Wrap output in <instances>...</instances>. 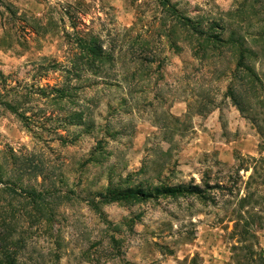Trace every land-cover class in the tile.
<instances>
[{
    "label": "rangeland",
    "instance_id": "1",
    "mask_svg": "<svg viewBox=\"0 0 264 264\" xmlns=\"http://www.w3.org/2000/svg\"><path fill=\"white\" fill-rule=\"evenodd\" d=\"M4 230L22 264H264V0H0Z\"/></svg>",
    "mask_w": 264,
    "mask_h": 264
},
{
    "label": "trees",
    "instance_id": "2",
    "mask_svg": "<svg viewBox=\"0 0 264 264\" xmlns=\"http://www.w3.org/2000/svg\"><path fill=\"white\" fill-rule=\"evenodd\" d=\"M234 95V92L231 91ZM197 194L196 190L188 189L186 187L178 188H163L156 190L155 197H171L177 198L185 195ZM35 197V195H32ZM152 193H146L142 190H127V191H111L106 194H99L100 202L103 204H111L118 202H135L145 201L151 198ZM39 197V196H38ZM35 201V200H34ZM24 247L22 241L13 240V235L10 232L4 230L0 232V264H22L21 263V252Z\"/></svg>",
    "mask_w": 264,
    "mask_h": 264
}]
</instances>
